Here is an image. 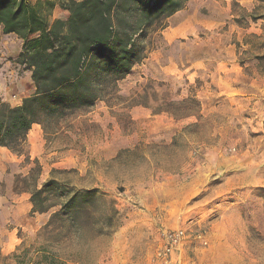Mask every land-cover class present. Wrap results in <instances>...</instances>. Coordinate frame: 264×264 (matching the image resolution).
<instances>
[{
	"label": "rangeland",
	"instance_id": "374dc122",
	"mask_svg": "<svg viewBox=\"0 0 264 264\" xmlns=\"http://www.w3.org/2000/svg\"><path fill=\"white\" fill-rule=\"evenodd\" d=\"M66 16L55 6L50 20ZM134 42L139 59L92 107L34 124L22 155L0 147V264L42 248L66 264H149L177 228L187 264H264V0H187ZM21 45L0 37L11 107L34 93ZM49 181L82 192L76 218L31 212Z\"/></svg>",
	"mask_w": 264,
	"mask_h": 264
},
{
	"label": "trees",
	"instance_id": "16d2710c",
	"mask_svg": "<svg viewBox=\"0 0 264 264\" xmlns=\"http://www.w3.org/2000/svg\"><path fill=\"white\" fill-rule=\"evenodd\" d=\"M186 1L0 0V37L13 34L22 41L17 63L30 72L34 86L18 106L0 102V147L22 155L34 124L46 132L47 125L92 107L139 59L134 37L181 10ZM55 6L67 16L50 20ZM50 193H59L61 201L45 204ZM83 197L49 181L31 192V212L58 205L53 218H76ZM29 251L16 264H66L44 248L33 256Z\"/></svg>",
	"mask_w": 264,
	"mask_h": 264
},
{
	"label": "built area",
	"instance_id": "2783aa9c",
	"mask_svg": "<svg viewBox=\"0 0 264 264\" xmlns=\"http://www.w3.org/2000/svg\"><path fill=\"white\" fill-rule=\"evenodd\" d=\"M203 245V234L192 235ZM190 239L188 231L183 228L163 230L160 235V243L153 253L149 264H187L184 245Z\"/></svg>",
	"mask_w": 264,
	"mask_h": 264
},
{
	"label": "crops",
	"instance_id": "0c3cea01",
	"mask_svg": "<svg viewBox=\"0 0 264 264\" xmlns=\"http://www.w3.org/2000/svg\"><path fill=\"white\" fill-rule=\"evenodd\" d=\"M34 87V86H33Z\"/></svg>",
	"mask_w": 264,
	"mask_h": 264
}]
</instances>
